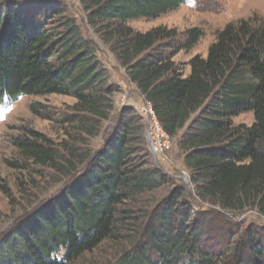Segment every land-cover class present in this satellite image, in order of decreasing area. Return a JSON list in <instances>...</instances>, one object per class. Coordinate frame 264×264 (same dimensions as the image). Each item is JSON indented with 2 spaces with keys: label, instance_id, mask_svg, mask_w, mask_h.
Returning <instances> with one entry per match:
<instances>
[{
  "label": "trees",
  "instance_id": "16d2710c",
  "mask_svg": "<svg viewBox=\"0 0 264 264\" xmlns=\"http://www.w3.org/2000/svg\"><path fill=\"white\" fill-rule=\"evenodd\" d=\"M186 1L81 0V6L167 134L176 139L183 132L178 147L198 199L229 213L257 208L264 217V18L229 23L206 58L194 56L184 66L173 60L196 46L201 30L177 44L176 31L136 32L127 22L156 19ZM117 92L96 48L56 1L0 4V107L22 97L69 96L75 114L64 117L65 124L92 133L112 118ZM42 109L32 106L36 115ZM249 113L251 126L235 124ZM114 119L92 156H60L35 131L15 139L26 160L61 166L73 178L0 240V264H74L108 240L119 241L127 220L138 221L128 208L170 185L169 175L152 163L142 118L127 107ZM174 186L139 237L126 239L132 247L117 264H264V229L240 231L233 255L224 259L209 249L208 225L201 214L193 216L187 189Z\"/></svg>",
  "mask_w": 264,
  "mask_h": 264
},
{
  "label": "rangeland",
  "instance_id": "374dc122",
  "mask_svg": "<svg viewBox=\"0 0 264 264\" xmlns=\"http://www.w3.org/2000/svg\"><path fill=\"white\" fill-rule=\"evenodd\" d=\"M32 0H0V4L23 3ZM48 2L50 0H35ZM52 1V0H51ZM56 1L66 15L74 19L84 37L97 50V57L106 65L110 72V83L118 90L116 94V111L110 120L105 121L99 130L89 133L81 130L77 125L65 124L63 118L75 114L72 97L50 95L49 97H22L13 103H5L0 107V240L9 234L17 223L28 213L46 203L52 202L62 194L70 184L73 176L65 175L59 169L39 166L26 160L14 145L16 138H26L28 131H35L52 141L53 148L60 156H69V151L76 156L94 155L105 144L107 136L112 131L115 117L124 108H133L145 125L144 136L154 165L166 172L170 178V185L164 186L156 193L146 194L135 202L130 210L136 211L138 221L128 219L125 230L119 241L108 240L95 252L86 255L74 264H117L126 250L132 245L126 239L133 235L139 237L144 223L149 222L157 206L174 191L173 186L182 184L188 192V201L196 208L194 217L199 214L206 220L208 234L206 242L210 250L217 249L225 258L233 255L234 240L237 241L242 230H263L264 217L257 208H251L241 213H229L218 207L212 208L202 203L192 185V173L184 166V153L178 147L182 133L173 139L172 150L167 156L157 155L147 131L149 121L145 115L149 102L139 92L135 84L130 82L127 69L118 63L112 52L111 45L105 41L103 33L89 26L86 13L81 6V0H53ZM258 16L264 18V0H187L176 10L163 14L156 19H138L127 22L136 32H149L157 27H163L177 32L175 42L184 44L186 34L199 29L203 36L191 50L184 49L173 60L187 66L189 61L197 55L208 56L209 49L216 40L217 33L224 30L229 23L246 20ZM174 42V43H175ZM191 69L188 67L187 75ZM34 104L41 105L42 113L32 112ZM254 122L252 113L240 115L235 119L236 125L249 127ZM77 162V161H76ZM78 163V162H77ZM62 165V163H60ZM83 168L80 165L79 170ZM63 168V170H66ZM175 187V186H174ZM126 241V242H125ZM136 241V239L134 240Z\"/></svg>",
  "mask_w": 264,
  "mask_h": 264
},
{
  "label": "built area",
  "instance_id": "2783aa9c",
  "mask_svg": "<svg viewBox=\"0 0 264 264\" xmlns=\"http://www.w3.org/2000/svg\"><path fill=\"white\" fill-rule=\"evenodd\" d=\"M145 115L147 116L150 124L147 135L149 136L152 144H154V152L157 155L161 154L162 156H167L172 150L173 139L164 130L151 103H148L146 106Z\"/></svg>",
  "mask_w": 264,
  "mask_h": 264
},
{
  "label": "snow or ice",
  "instance_id": "6c2138e0",
  "mask_svg": "<svg viewBox=\"0 0 264 264\" xmlns=\"http://www.w3.org/2000/svg\"><path fill=\"white\" fill-rule=\"evenodd\" d=\"M3 115V113H0V116H2Z\"/></svg>",
  "mask_w": 264,
  "mask_h": 264
}]
</instances>
